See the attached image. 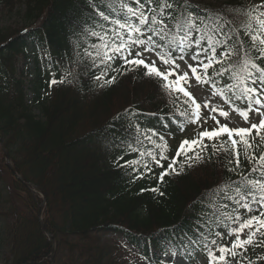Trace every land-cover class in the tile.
Returning a JSON list of instances; mask_svg holds the SVG:
<instances>
[{
    "label": "trees",
    "instance_id": "obj_1",
    "mask_svg": "<svg viewBox=\"0 0 264 264\" xmlns=\"http://www.w3.org/2000/svg\"><path fill=\"white\" fill-rule=\"evenodd\" d=\"M16 7L20 28L0 27V140L17 176L43 198L10 172L0 149V264H50L43 199L55 264H127L114 235L145 264H162L164 249L202 253L206 264H264V132L220 130L175 148L168 139L199 119L197 103L167 74L123 63V24L134 25L164 61L190 55L235 110L249 108L254 83H264V7L0 0V12ZM30 45L47 59L27 71L28 99ZM240 228L251 239L231 242Z\"/></svg>",
    "mask_w": 264,
    "mask_h": 264
},
{
    "label": "rangeland",
    "instance_id": "obj_2",
    "mask_svg": "<svg viewBox=\"0 0 264 264\" xmlns=\"http://www.w3.org/2000/svg\"><path fill=\"white\" fill-rule=\"evenodd\" d=\"M248 3L263 6L264 0H246ZM19 7L13 10L2 9L0 12V27H10L12 29L20 28V16L17 12ZM135 49L130 52L129 60H137L148 66L153 71H162L173 76L177 80L185 81L202 108L204 120L198 124V130H205L206 128H215L219 126H226L236 134H247L254 130L257 132L264 131V93L259 96L257 104L249 113L242 112L238 114L230 109L218 96H216L212 90L203 85L201 79L196 74V64L191 60L177 59L175 62L164 63L159 60L154 51L147 48L141 43H134ZM31 66V64H29ZM28 91V89H27ZM28 98L31 97V93L27 92ZM213 130V129H212ZM172 143V141H171ZM249 232L238 231L237 238L244 240L248 238ZM119 245H122L125 250V254L128 264H139L137 262L136 255L134 253L129 254L132 251V247L125 243L119 237H109ZM163 261L166 264H203V260L199 257L196 260H188L182 254H174L168 252L163 255ZM234 264V262L232 263Z\"/></svg>",
    "mask_w": 264,
    "mask_h": 264
},
{
    "label": "water",
    "instance_id": "obj_3",
    "mask_svg": "<svg viewBox=\"0 0 264 264\" xmlns=\"http://www.w3.org/2000/svg\"><path fill=\"white\" fill-rule=\"evenodd\" d=\"M0 147L3 149V153H4V156L6 158V161H7V166L10 168V170L12 171V173H14L12 167H11V164L9 163L8 161V156H7V152L3 146V144L0 142ZM23 183H25V181L22 179V178H19ZM35 191L39 192V190L35 187H33ZM44 206L45 204H43L41 207H40V211H39V218H40V227L42 229V231L46 234V236L48 237L49 239V242L51 244V254H50V264H54V255H55V245H54V241H53V238L51 237V235L47 232V230L45 229L42 221H41V214H42V211L44 209Z\"/></svg>",
    "mask_w": 264,
    "mask_h": 264
}]
</instances>
